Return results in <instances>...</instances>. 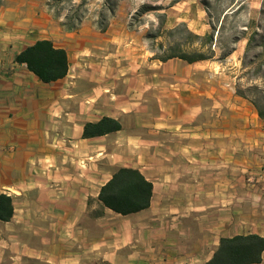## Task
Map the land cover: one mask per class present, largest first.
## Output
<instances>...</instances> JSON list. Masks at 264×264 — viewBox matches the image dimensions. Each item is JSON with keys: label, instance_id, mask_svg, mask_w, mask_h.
<instances>
[{"label": "crops", "instance_id": "1", "mask_svg": "<svg viewBox=\"0 0 264 264\" xmlns=\"http://www.w3.org/2000/svg\"><path fill=\"white\" fill-rule=\"evenodd\" d=\"M45 2H0V193L13 207L0 264H203L221 237H264V119L236 91L246 38L224 60L158 61L130 13L104 31L65 30ZM165 14L167 27L209 32L199 0ZM42 39L67 56L49 82L15 58ZM104 116L121 128L82 137ZM119 167L151 182L147 208L120 214L98 199Z\"/></svg>", "mask_w": 264, "mask_h": 264}, {"label": "trees", "instance_id": "2", "mask_svg": "<svg viewBox=\"0 0 264 264\" xmlns=\"http://www.w3.org/2000/svg\"><path fill=\"white\" fill-rule=\"evenodd\" d=\"M89 0H46L48 12L65 30H75L87 17ZM119 0H102L95 17V24L104 31L110 19L115 15ZM179 0H170L163 6L153 2H143L130 13L127 28L137 30L147 25L143 34L144 40L152 52L151 58L166 61L179 58L188 63L211 59L219 52L217 59L224 60L236 47L240 38H246L241 58V77H245L248 85L238 87L237 93L249 100L258 116L264 119V27L256 23L246 36L244 30L233 34L229 39H221L222 22L219 27L211 24L210 30L202 35L191 31L184 22L173 27L165 25V9ZM1 2V0H0ZM208 11V0H201ZM233 4L234 0H230ZM240 7V6H239ZM238 9V8H237ZM152 14L154 19H149ZM226 13L223 15L225 17ZM264 16V0L259 10ZM248 27L245 26V29ZM43 82L63 77L67 72V56L65 50L53 47L50 40H37L27 46L16 57ZM121 128L118 120L104 116L96 122L83 125L82 137L104 135ZM152 184L136 168L119 167L104 183L99 191L98 199L102 204L120 214H129L145 209L150 204ZM13 213L11 197L0 193V219L8 220ZM264 250V237L258 234L235 235L221 237L212 257L203 264H252L259 263ZM190 264V263H183Z\"/></svg>", "mask_w": 264, "mask_h": 264}, {"label": "rangeland", "instance_id": "3", "mask_svg": "<svg viewBox=\"0 0 264 264\" xmlns=\"http://www.w3.org/2000/svg\"><path fill=\"white\" fill-rule=\"evenodd\" d=\"M262 1L263 0H234V3L231 4L230 0H208L209 8L208 11H205L209 23V30L211 24H213L217 29L222 22L224 28L221 31V39L225 40L242 30H244L245 34L249 33L255 27L257 22L264 27V16L261 17L259 15ZM101 2L102 0L88 1L87 17L84 21H95L96 13ZM143 2L151 3L153 0H119L116 12L121 11L128 14L132 13L134 9ZM169 2L170 0H157V3L162 4L163 6H166ZM199 2L201 3V0H199ZM225 13L226 15L223 18ZM148 18L154 19V16L149 14ZM245 26L248 28L245 29ZM244 80H246L245 77Z\"/></svg>", "mask_w": 264, "mask_h": 264}, {"label": "built area", "instance_id": "4", "mask_svg": "<svg viewBox=\"0 0 264 264\" xmlns=\"http://www.w3.org/2000/svg\"><path fill=\"white\" fill-rule=\"evenodd\" d=\"M262 171L264 172V158H263V165H262ZM262 191H263V193H264V184H263V186H262Z\"/></svg>", "mask_w": 264, "mask_h": 264}]
</instances>
